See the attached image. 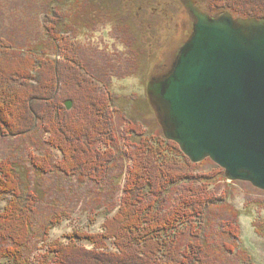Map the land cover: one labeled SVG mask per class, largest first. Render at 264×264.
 Returning <instances> with one entry per match:
<instances>
[{"label":"trees","instance_id":"obj_1","mask_svg":"<svg viewBox=\"0 0 264 264\" xmlns=\"http://www.w3.org/2000/svg\"><path fill=\"white\" fill-rule=\"evenodd\" d=\"M32 1L44 15L40 39L25 25L0 32V138L18 142L17 156L0 159V198L11 196L0 212V261L35 264L33 244L71 216L77 187H86L92 209L104 208V231L76 235L94 247L56 241L37 264H254L238 248L241 211L229 202L224 170L210 159L191 162L166 139L158 120L146 119L147 98L134 93L119 104L82 53L80 31L110 23L128 50L126 66L112 65L115 76L138 74L161 45L154 26L168 6L159 12V0L152 10L144 0ZM200 7L264 18V0ZM255 227L264 237V220Z\"/></svg>","mask_w":264,"mask_h":264},{"label":"water","instance_id":"obj_2","mask_svg":"<svg viewBox=\"0 0 264 264\" xmlns=\"http://www.w3.org/2000/svg\"><path fill=\"white\" fill-rule=\"evenodd\" d=\"M179 1L193 29L167 73L148 82L149 103L191 162L210 159L228 181L264 191V18Z\"/></svg>","mask_w":264,"mask_h":264},{"label":"rangeland","instance_id":"obj_3","mask_svg":"<svg viewBox=\"0 0 264 264\" xmlns=\"http://www.w3.org/2000/svg\"><path fill=\"white\" fill-rule=\"evenodd\" d=\"M156 1L158 0H144L143 2L148 9L152 10V6H156ZM159 1H161L157 9L159 12L161 7L165 5L169 7V9L168 7L167 9L164 8L168 12L160 15L154 26L159 38L161 36V45L154 58H148L144 61L138 74L125 78L115 76L112 65L126 66L128 63L126 56L128 50L115 38V32H113L110 25L108 27L110 29L109 33L101 32L102 27H100L96 31L91 29L81 30L78 35L85 60L89 62V65L94 66L93 68L98 75L104 76L109 81V88L118 96L119 104H127L128 97L134 93L140 98L148 99L146 92L148 82L153 76L160 77L167 73L184 43L183 40L185 41L187 38L185 36L191 33L189 27L187 28L189 15L182 3L179 0ZM196 2L197 5L204 6L206 0H196ZM37 5L38 3L32 0H0V32L7 33V28L13 29L25 25L36 40L40 39L44 35V15ZM184 33L188 34L184 36ZM55 57L61 58L59 55ZM70 103L73 107L74 103L72 101ZM146 111H148L146 114L147 121L154 125L157 117L150 103L146 107ZM17 147L18 142L16 140L10 137L0 138V159L5 158L12 152L17 156ZM32 152L34 150L28 147L24 158L30 161ZM53 153L56 159L62 158L59 150L53 149ZM126 160L125 164L130 166L131 160ZM207 167L210 168V165ZM226 182L223 183V187L229 186V202L241 211L239 217L241 239L238 240V248L247 249L253 257L252 262L254 264H264V237L256 233L255 227L256 222L264 220V194H258L254 191L252 188H257L251 185L250 182H230L228 180ZM76 190V200L72 203L73 212L71 216L51 230L47 241L41 242L37 246L33 244L34 251L31 254L35 264L56 241L68 244L71 240H75L79 245L92 249L94 245L87 239L78 238L76 233L92 234L104 231V208L94 211L92 209L94 207V204H92L94 196L87 193L86 187H77ZM10 198L9 194L0 198V212L4 210ZM119 199L120 197L117 196L116 200L119 201ZM76 201L77 205L75 204ZM212 227L214 226L212 225ZM108 245L109 249L117 250L113 240H108ZM231 257L234 258V256ZM0 263L11 264L8 259H3Z\"/></svg>","mask_w":264,"mask_h":264},{"label":"flooded vegetation","instance_id":"obj_4","mask_svg":"<svg viewBox=\"0 0 264 264\" xmlns=\"http://www.w3.org/2000/svg\"><path fill=\"white\" fill-rule=\"evenodd\" d=\"M199 7H200V5H198ZM201 8V7H200ZM202 9V8H201ZM203 10V9H202ZM204 11V10H203ZM109 25L111 26V29L113 30V32H114V28H113V25L112 24H110V23H103V24H99L96 28H95V31L98 29V28H100V27H102L101 29V32H104V33H109V31H110V29H108V27H109ZM187 25V24H186ZM189 27V29L191 30V32H192V29H193V22H192V20H191V18H190V16H189V24H188V26H187V28ZM186 28V29H187ZM189 29H187V30H189ZM185 34H188V33H184V36H185ZM191 34V33H190ZM190 34H188V35H186L185 36V38L186 39H188V37L190 36ZM184 38V39H185ZM186 41V40H185ZM185 41L183 40V42L185 43ZM183 43V44H184ZM177 56V55H176ZM176 58V57H175ZM162 78V76H160V77H158V76H153L152 77V80L153 81H157V80H160Z\"/></svg>","mask_w":264,"mask_h":264}]
</instances>
